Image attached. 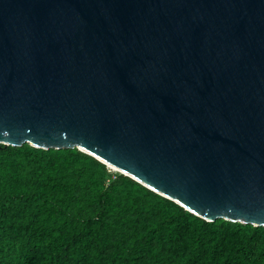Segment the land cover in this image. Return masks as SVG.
Returning a JSON list of instances; mask_svg holds the SVG:
<instances>
[{
    "label": "water",
    "instance_id": "obj_1",
    "mask_svg": "<svg viewBox=\"0 0 264 264\" xmlns=\"http://www.w3.org/2000/svg\"><path fill=\"white\" fill-rule=\"evenodd\" d=\"M0 143L264 226V0H0Z\"/></svg>",
    "mask_w": 264,
    "mask_h": 264
},
{
    "label": "trees",
    "instance_id": "obj_2",
    "mask_svg": "<svg viewBox=\"0 0 264 264\" xmlns=\"http://www.w3.org/2000/svg\"><path fill=\"white\" fill-rule=\"evenodd\" d=\"M0 264H264V226L207 221L77 148L0 143Z\"/></svg>",
    "mask_w": 264,
    "mask_h": 264
},
{
    "label": "rangeland",
    "instance_id": "obj_3",
    "mask_svg": "<svg viewBox=\"0 0 264 264\" xmlns=\"http://www.w3.org/2000/svg\"><path fill=\"white\" fill-rule=\"evenodd\" d=\"M115 171V170H114Z\"/></svg>",
    "mask_w": 264,
    "mask_h": 264
}]
</instances>
